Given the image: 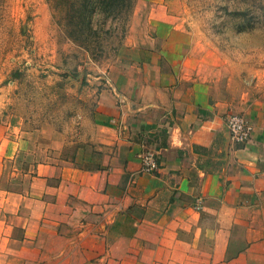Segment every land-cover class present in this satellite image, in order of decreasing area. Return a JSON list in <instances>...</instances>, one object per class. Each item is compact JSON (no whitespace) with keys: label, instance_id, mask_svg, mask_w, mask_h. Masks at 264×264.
<instances>
[{"label":"crops","instance_id":"crops-1","mask_svg":"<svg viewBox=\"0 0 264 264\" xmlns=\"http://www.w3.org/2000/svg\"><path fill=\"white\" fill-rule=\"evenodd\" d=\"M154 1L148 28L88 87V143L104 154L37 162L22 191L3 187L34 134L28 118L9 123L7 99L0 264H264V103L217 93L169 5ZM228 114L251 123L246 143L231 142ZM146 151L151 173L140 171Z\"/></svg>","mask_w":264,"mask_h":264},{"label":"rangeland","instance_id":"rangeland-1","mask_svg":"<svg viewBox=\"0 0 264 264\" xmlns=\"http://www.w3.org/2000/svg\"><path fill=\"white\" fill-rule=\"evenodd\" d=\"M81 2L0 0V117L7 114V99L15 98L9 123L17 128L28 118L27 127L34 130L17 171L6 164L3 187L22 191L23 174L37 162L79 155L87 161L86 154L105 152L88 143L94 132L83 116L88 87L94 75L106 74L120 60L132 36L148 28L156 2L89 0L88 29L79 37L71 26ZM165 2L185 33L197 72L212 81L216 92L230 100L238 96L240 105L264 103V0ZM73 34L81 41H73ZM59 143L66 148H48Z\"/></svg>","mask_w":264,"mask_h":264},{"label":"built area","instance_id":"built-area-1","mask_svg":"<svg viewBox=\"0 0 264 264\" xmlns=\"http://www.w3.org/2000/svg\"><path fill=\"white\" fill-rule=\"evenodd\" d=\"M224 122L231 142L244 144L249 140L253 127L244 116L240 114H228L225 116ZM140 161V171L143 173H151L157 168L155 155L151 151L142 153Z\"/></svg>","mask_w":264,"mask_h":264},{"label":"trees","instance_id":"trees-1","mask_svg":"<svg viewBox=\"0 0 264 264\" xmlns=\"http://www.w3.org/2000/svg\"><path fill=\"white\" fill-rule=\"evenodd\" d=\"M87 7L88 10L90 11L89 8V0H83V2H81V4L79 5L78 11L80 12L79 14V18L77 20H75V22H73V25L71 26L73 29V33H79V37L80 36V32H83L82 30H87L88 29V23H86V18H87ZM76 9V10H77ZM74 36V34H73ZM73 41H81L78 36H74V38H71Z\"/></svg>","mask_w":264,"mask_h":264}]
</instances>
